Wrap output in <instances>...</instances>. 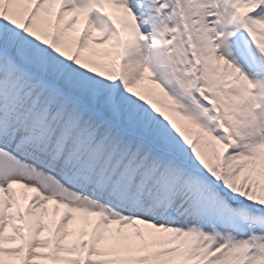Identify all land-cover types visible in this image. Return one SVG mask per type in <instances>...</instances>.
<instances>
[{
	"label": "snow or ice",
	"instance_id": "snow-or-ice-1",
	"mask_svg": "<svg viewBox=\"0 0 264 264\" xmlns=\"http://www.w3.org/2000/svg\"><path fill=\"white\" fill-rule=\"evenodd\" d=\"M0 264H264V0H0Z\"/></svg>",
	"mask_w": 264,
	"mask_h": 264
}]
</instances>
